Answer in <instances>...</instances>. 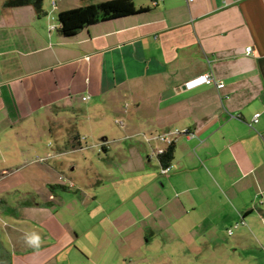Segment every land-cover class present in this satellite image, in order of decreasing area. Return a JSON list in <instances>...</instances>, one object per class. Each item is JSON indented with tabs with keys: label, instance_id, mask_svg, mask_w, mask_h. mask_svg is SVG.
<instances>
[{
	"label": "crops",
	"instance_id": "0c3cea01",
	"mask_svg": "<svg viewBox=\"0 0 264 264\" xmlns=\"http://www.w3.org/2000/svg\"><path fill=\"white\" fill-rule=\"evenodd\" d=\"M98 1L0 0V144L26 142L0 166V264H264V0H132L57 31L54 10ZM206 73L222 87L187 84ZM60 112L117 125L82 185L54 179L76 148L33 145Z\"/></svg>",
	"mask_w": 264,
	"mask_h": 264
},
{
	"label": "rangeland",
	"instance_id": "374dc122",
	"mask_svg": "<svg viewBox=\"0 0 264 264\" xmlns=\"http://www.w3.org/2000/svg\"><path fill=\"white\" fill-rule=\"evenodd\" d=\"M58 14L57 9L54 10V14L52 15V21L57 23L56 15ZM50 111V110H49ZM48 111V112H49ZM53 111V110H52ZM51 111V112H52ZM69 112H60L58 123L59 127L55 128V135H51L49 132L48 135H45L44 137L45 141L37 143L35 142L33 145L37 144L38 147H41V150L47 151L48 149H52L55 146L60 147L61 150L63 149H70L76 148L71 151H66L65 153H62L58 160L62 163L61 170L55 171V178L58 176V174L65 175L66 177L71 178L70 180L74 182V185H82L83 184V177H86L87 179L94 180L95 175L93 173V170L95 165L97 166H104L107 162L108 164L110 161L102 160L100 158V155H103L101 150H97L96 147L93 148H86L84 145H89L92 143L93 140L97 141L99 140V136H106L107 138H112L113 135L116 132L117 125L114 123V117L113 115H109L108 120L102 123L100 126V123L93 122L91 123V126H88L87 123H85L82 119L78 120V117L74 115H69ZM72 116V117H70ZM75 116V117H74ZM80 116V114H79ZM43 122V120H42ZM40 127V125H39ZM38 127V128H39ZM70 132L72 135H70ZM39 134V133H38ZM70 137L73 138L76 144L71 145L69 142L66 141V139ZM20 139V140H19ZM23 138H17V139H11V140H1L0 144V166H13L15 164V159H17V153L19 152V143H26L23 142ZM32 143V142H30ZM80 146L82 148H80ZM4 159L6 162L2 160ZM17 162V161H16ZM47 163V162H45ZM44 176V175H40ZM39 176V177H40ZM40 177L37 181L38 183L41 182ZM62 181V180H61ZM60 181V182H61ZM67 181V180H66ZM37 185L39 186L40 184ZM62 183V182H61ZM58 184V183H57ZM38 191L40 192L41 189L38 187ZM43 197L42 195H40ZM193 264H203L201 262H193Z\"/></svg>",
	"mask_w": 264,
	"mask_h": 264
},
{
	"label": "trees",
	"instance_id": "16d2710c",
	"mask_svg": "<svg viewBox=\"0 0 264 264\" xmlns=\"http://www.w3.org/2000/svg\"><path fill=\"white\" fill-rule=\"evenodd\" d=\"M23 4H33L41 9L42 0H4V5L9 7ZM146 7L136 6L132 0H101L98 2H86L78 6L60 11L57 15V31L63 36L74 35L86 25L100 20H108L119 16H127L145 11ZM173 144L159 153L162 166L169 165L173 156Z\"/></svg>",
	"mask_w": 264,
	"mask_h": 264
},
{
	"label": "built area",
	"instance_id": "2783aa9c",
	"mask_svg": "<svg viewBox=\"0 0 264 264\" xmlns=\"http://www.w3.org/2000/svg\"><path fill=\"white\" fill-rule=\"evenodd\" d=\"M54 28L55 25H51V28ZM251 51V47L250 46H246L245 47V53H248ZM207 83H213L217 88H221L222 85L224 84L222 81H218L216 80L211 74L206 73V74H201L199 76H197L196 78L190 80V82H188L187 84L189 86H196L198 84H207ZM83 99L86 98V96L82 97ZM257 117H259V112L255 113L254 116L252 117V123L257 121ZM175 135L176 133L174 132L173 135L168 136L167 134H161L159 135V139L164 141L167 146L173 144L174 140H175ZM163 149H160L159 152H162ZM169 168V165H165V166H161V172H165L167 171ZM62 178V177H61ZM237 225V223H236ZM228 232H230V230H228Z\"/></svg>",
	"mask_w": 264,
	"mask_h": 264
}]
</instances>
